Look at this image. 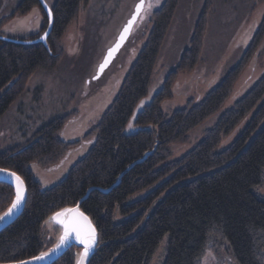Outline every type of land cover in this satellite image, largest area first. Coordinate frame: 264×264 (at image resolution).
Listing matches in <instances>:
<instances>
[{
    "label": "trees",
    "instance_id": "16d2710c",
    "mask_svg": "<svg viewBox=\"0 0 264 264\" xmlns=\"http://www.w3.org/2000/svg\"><path fill=\"white\" fill-rule=\"evenodd\" d=\"M87 0H55L50 6L52 28L42 42L25 43L42 33L48 19L38 0H19L9 17L39 6L42 24L34 35L10 36L0 19V117L22 93L29 76L52 69L62 58V35ZM177 0H165L153 12L152 29L130 67L111 105L90 135L96 139L67 175L43 189L30 164L48 167L59 162L74 144L59 132L70 115L42 126L24 147L0 149V167L17 172L27 186L21 215L0 231V262L22 260L47 249L54 241L43 227L56 210L82 201L81 208L98 231V243L88 264H148L167 235L163 264H200L209 242L228 245L238 264H264V199L254 191L264 168V72L190 150L171 158L170 145L185 142L189 132L220 110L233 85L257 49L264 44V14L251 42L236 62L201 100L188 99L170 114L161 103L171 97L180 71L192 70L199 60L206 26V6L197 18L188 46L167 73L160 90L141 110L163 38ZM8 38V39H7ZM131 117L134 120L129 122ZM138 127L126 132L127 124ZM243 122L239 133L224 147L222 140ZM156 144L155 151L133 164ZM128 168V169H127ZM119 183L104 193L117 178ZM147 190L138 198L137 194ZM13 198L12 188L0 183V213ZM70 248L53 264H74Z\"/></svg>",
    "mask_w": 264,
    "mask_h": 264
},
{
    "label": "rangeland",
    "instance_id": "374dc122",
    "mask_svg": "<svg viewBox=\"0 0 264 264\" xmlns=\"http://www.w3.org/2000/svg\"><path fill=\"white\" fill-rule=\"evenodd\" d=\"M19 0H0V19L7 16L2 31L10 36L37 33L42 24L39 6L22 15L11 11ZM139 0H87L80 4L77 15L65 29L61 43L62 58L52 69H38L25 83L22 93L0 117V149L22 148L31 143L38 129L61 115L70 117L59 132L60 138L74 143L64 157L54 165L41 167L30 164L33 176L46 189L68 173L94 143L96 136L89 133L103 112L111 105L130 67L135 62L152 29L153 12L165 0H145V7L134 23L130 36L102 75L94 79L97 65ZM51 6L55 0H45ZM204 6L206 26L197 65L190 71H180L171 89V97L160 105L165 114L183 107L188 99L197 102L241 57L264 14V0H177L170 26L162 41L152 71L147 95L138 103L137 110L148 104L160 90L167 73L178 63L188 46L194 24ZM43 33V32H42ZM42 33H39L40 36ZM264 42V41H263ZM264 72V44L256 51L233 85L230 96L214 115L207 118L188 134L185 142L170 145L171 158L176 159L190 150L211 127L218 116L240 98ZM131 117L130 121H133ZM128 122V123H129ZM131 125V126H130ZM243 122L224 138L219 147L226 146L241 130ZM136 124H127L126 132ZM254 191L264 199V168L261 183ZM147 190L134 198L143 196ZM46 221V220H45ZM43 223L48 238L57 230ZM167 235L158 244L148 264H163ZM78 250V249H77ZM200 264H238L226 243L209 242Z\"/></svg>",
    "mask_w": 264,
    "mask_h": 264
},
{
    "label": "water",
    "instance_id": "95a60500",
    "mask_svg": "<svg viewBox=\"0 0 264 264\" xmlns=\"http://www.w3.org/2000/svg\"><path fill=\"white\" fill-rule=\"evenodd\" d=\"M39 1V4L40 6L43 8L46 16H47V19H48V24L45 28V30L43 31V33L34 38V39H31V40H26V41H21V42H25V43H34V42H42L45 46L47 45L46 43V38L52 28V22H53V16L51 15V17H49L48 15V11L49 9L51 10L50 6L45 2V0H38ZM140 2L137 1L136 4L134 5V8H133V11L132 13L130 14V16L128 17V19L126 20V22L123 24L122 28L120 29L119 33L117 34L116 36V39L114 40V42L106 49L101 61L99 62V64L97 65V68H96V71H95V74L93 75V78L94 79H97L99 78L102 73L104 72V70L111 64V62L113 61V59L115 58V56L117 55V53L119 52V50L121 49V47L124 45V43L127 41L128 37L130 36V33H131V30H132V27L134 25V23L136 22V20L138 19L139 15L136 17V20L135 22L133 23V25L131 26L130 30L125 33V38L121 41L120 40V37H121V34L124 33V29L126 26H128V22L129 20L132 19V17L134 16V14H136V5ZM52 13V11H51ZM141 13V12H140ZM8 39V38H7ZM119 42V48L114 52V54L110 57L109 59V63L107 64V66L104 68V70L102 72H99L98 71V66L104 62V59L105 57H107L108 55V51L109 49H112L115 47V45ZM155 148H156V144L154 145V147L151 149V150H148L146 151L140 158L136 159L129 167H131L133 164H136V163H139V162H142L143 160H145L150 154H152L154 151H155ZM127 168V169H128ZM0 169H6L8 170V172H14L16 173V175H18L22 180L23 178L17 173L15 172L14 170H11V169H8V168H3V167H0ZM120 181V178L118 177L116 179V181L111 185L109 186L108 188L106 189H103V188H97L98 190H100L101 192H108L110 191L112 188H114ZM24 182V188H25V199L24 201L21 203L20 207L15 210L14 214L10 217H7L5 218L4 220H0V231H2L3 229H5L6 227H8L9 225H11L22 213L24 207H25V204H26V200H27V186H26V183L25 181L23 180ZM0 183H5L7 185H9L12 190H13V198L10 202V204L0 213V216H2L7 210L9 207H11V204H12V201L15 199V192H16V189H15V181H14V178L7 175V174H4V173H0ZM94 189V187H90L87 189L85 195H83L78 201L77 203H75L74 205H68V206H64L58 210H56L55 212H53L52 214H50L47 218H46V221H49V218L52 217L56 212H59L63 209H66V208H79V210L81 212H83L88 218L89 220L91 221L92 223V226L96 229V233H97V239H96V244L94 245V247L92 248V250L90 251L88 257L85 259L84 261V264H88L92 255L94 254L95 252V249H96V246H97V243H98V231H97V228L95 226V224L93 223L91 217L81 208V203L82 201L87 197L88 193ZM45 221V222H46ZM49 226L56 229L57 230V233L55 234L54 236V241L53 243L50 245V247H48L47 249L43 250V251H40L38 254L34 255V256H31V257H28V258H25V259H22V260H16V261H8V262H0V264H19L20 261H27L28 264H53L54 262H56L66 251H68L70 248L72 247H76L78 248L74 250V264H78V260L80 259V257L78 256L79 253H81L83 251V245L80 244L78 241H76L75 239H72L70 240L65 246L61 247L58 251L54 252V253H50L48 255V257H46L44 260L42 261H37V260H33L32 258L35 257V256H38L40 255L41 252H47L50 248H54L55 245L59 242V237L61 235H63V226L56 222V221H52L49 223Z\"/></svg>",
    "mask_w": 264,
    "mask_h": 264
},
{
    "label": "snow or ice",
    "instance_id": "6c2138e0",
    "mask_svg": "<svg viewBox=\"0 0 264 264\" xmlns=\"http://www.w3.org/2000/svg\"><path fill=\"white\" fill-rule=\"evenodd\" d=\"M151 3L145 4V0H140V2L136 5V14L132 17L128 22V26L125 27L124 33L121 34L120 40L122 41L125 38V33H127L133 23L136 20V17L140 14L141 11L144 10L145 7H151ZM49 17H51L52 13L49 9L48 11ZM119 42L115 45L114 48L109 49L107 57H105L104 62L98 66V71L102 72L104 68L109 63L110 57L114 54V52L119 48ZM96 78V77H94ZM131 126V125H130ZM0 173L7 174L14 178L15 181V199L12 201L11 207L0 216V220H4L7 217H10L14 214L15 210H17L21 203L25 199V188L23 180L16 175L14 172H8L6 169H0ZM52 221H56L63 226V235L59 237V242L55 245L54 248H50L47 252H41L40 255L33 257V260L42 261L50 253H54L58 251L61 247L65 246L70 240L75 239L80 244L83 245V251L78 254L80 259L78 260V264H84L85 259L88 257L90 251L96 244L97 233L96 229L92 226L89 218L79 210V208H66L59 212H56L52 217L49 218V221L45 223H50ZM19 264H28L27 261H20Z\"/></svg>",
    "mask_w": 264,
    "mask_h": 264
},
{
    "label": "flooded vegetation",
    "instance_id": "af4514ba",
    "mask_svg": "<svg viewBox=\"0 0 264 264\" xmlns=\"http://www.w3.org/2000/svg\"><path fill=\"white\" fill-rule=\"evenodd\" d=\"M41 26V25H40ZM35 33H32V34H30V35H34ZM97 124V123H96Z\"/></svg>",
    "mask_w": 264,
    "mask_h": 264
}]
</instances>
